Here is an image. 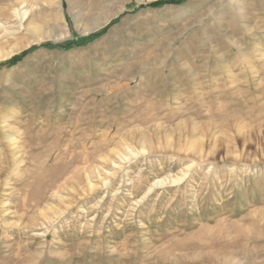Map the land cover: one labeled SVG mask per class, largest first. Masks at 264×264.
<instances>
[{
	"label": "rangeland",
	"instance_id": "374dc122",
	"mask_svg": "<svg viewBox=\"0 0 264 264\" xmlns=\"http://www.w3.org/2000/svg\"><path fill=\"white\" fill-rule=\"evenodd\" d=\"M0 0V264H264V0Z\"/></svg>",
	"mask_w": 264,
	"mask_h": 264
},
{
	"label": "trees",
	"instance_id": "16d2710c",
	"mask_svg": "<svg viewBox=\"0 0 264 264\" xmlns=\"http://www.w3.org/2000/svg\"><path fill=\"white\" fill-rule=\"evenodd\" d=\"M173 2H175V0L156 1V2H153L151 5H161V4H165V3H173Z\"/></svg>",
	"mask_w": 264,
	"mask_h": 264
}]
</instances>
